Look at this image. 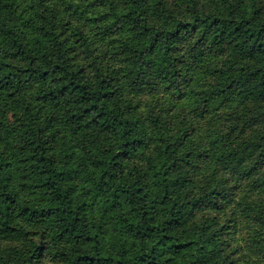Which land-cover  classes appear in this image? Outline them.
<instances>
[{"label": "trees", "instance_id": "1", "mask_svg": "<svg viewBox=\"0 0 264 264\" xmlns=\"http://www.w3.org/2000/svg\"><path fill=\"white\" fill-rule=\"evenodd\" d=\"M0 264H264V0H0Z\"/></svg>", "mask_w": 264, "mask_h": 264}, {"label": "rangeland", "instance_id": "2", "mask_svg": "<svg viewBox=\"0 0 264 264\" xmlns=\"http://www.w3.org/2000/svg\"><path fill=\"white\" fill-rule=\"evenodd\" d=\"M182 45L184 44V42L181 43ZM186 52V51H185ZM198 79V78H197ZM203 80L208 82H214L211 78H204ZM192 86L194 88L197 89L196 85H187V87L192 88ZM198 90V89H197ZM142 96H143V102L141 103V108L143 110H146L149 107H152L154 104V101L152 100V98H165V100H168L169 98L172 99V102L175 100L176 102V109L179 111L182 108H186L187 109V114H189L191 117L196 115V112L193 111L192 109L194 108V105L192 104V100L187 99V98H183L180 99L179 98V94L178 93H174V92H167L165 91V88H161L159 89V91L157 93L153 92V93H148V92H142ZM186 105H185V104ZM164 109H166L168 112H174V108H172V104L171 105H164ZM226 109L227 106H223V107H214L211 109V113H208V115L206 117H195L194 118V122L196 124L197 127H199V129L196 130V142L202 144H206V142L209 140V136L211 133L216 132V130H218L219 128H223L222 124H230V122H233L234 125L235 124H239V129L243 128V135L246 138H252L254 137L256 130L255 128H249L248 127V123H247V119L245 118H237L235 116L229 115V113H226ZM252 106H243L241 108V111L243 113H247L248 110H251ZM196 121H200V123H196ZM201 139V141L199 140ZM201 146V148H202ZM255 157L252 158H248L247 161L250 162L254 159ZM203 170V169H202ZM200 169V171H202ZM245 168H238V169H233L232 167L230 168H221L216 172V178L218 180H221L223 182V187L224 188H228L230 189V191L233 193H236V196H239V193L242 191H246L248 190V186H247V182H245L244 180H242V172H244ZM207 172H203V173H198V180L203 182L204 178H207ZM240 184V190H238V192H236L234 190L236 184ZM225 205H227L228 209L222 212V217H224L226 220L228 218V216L231 214V208L235 207V202H231V198L227 199L226 203H224ZM200 213V211H199ZM237 224L234 223V221L232 222V226L229 229V233L226 235L228 244L231 245L233 249V251L236 253V255L239 256V254H241L242 252H244V254H251V256L254 259H258L259 258V253H257V250L254 249L251 245L252 242V235L254 234L255 228L253 223L243 217L242 215H237V218L235 219ZM109 225V224H108ZM110 226V225H109ZM113 229L110 226V232H112Z\"/></svg>", "mask_w": 264, "mask_h": 264}]
</instances>
